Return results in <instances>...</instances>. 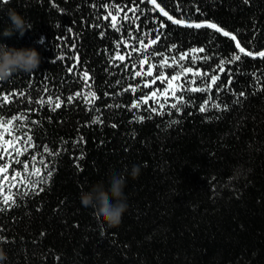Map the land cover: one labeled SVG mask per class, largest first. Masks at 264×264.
<instances>
[{"label": "trees", "instance_id": "16d2710c", "mask_svg": "<svg viewBox=\"0 0 264 264\" xmlns=\"http://www.w3.org/2000/svg\"><path fill=\"white\" fill-rule=\"evenodd\" d=\"M113 3L124 11L117 15ZM157 3L175 19L213 21L245 49L264 50V0ZM137 4L141 11H129ZM154 8L147 0H0V44L35 48L42 58L36 72L0 82V151L6 147L15 157L4 141L31 136L35 147L19 159L29 160L31 172L35 153L39 169L23 183L20 176L12 179V169L21 170L18 164L0 174L4 264H264V59L240 54V61L225 63L221 72L216 67L221 59L239 52L235 41L207 27L173 24ZM9 10L32 24L23 36H4ZM108 11L116 17L115 27L111 17L103 19ZM125 40L128 46L116 47ZM199 48L204 52L198 57L211 59L193 61L189 55L180 63L219 75L210 92L176 91L187 102L178 105L180 111L170 107L176 103L171 90L167 100L157 93L163 115L150 111L153 106L160 111L153 99L130 109L138 98L167 86L156 80L144 87L153 76L133 78L140 60L150 57L143 71L156 65L153 75L171 77L181 69L160 68V61L168 57L172 64L171 57ZM117 51L131 52L132 58L113 60ZM87 84L98 97L94 103L87 102ZM176 84L205 86L192 73L173 88ZM136 85L140 88L132 92L129 86ZM78 92L82 96L68 100ZM206 99L208 110L201 112ZM97 117L102 123H93ZM13 142L23 149V139ZM44 145L59 155L49 156ZM41 153L52 175L33 190L28 181L47 176ZM133 165L141 166L136 179L129 175ZM115 174L125 175L129 207L120 226L109 228L82 206L80 196L101 181L107 190Z\"/></svg>", "mask_w": 264, "mask_h": 264}, {"label": "snow or ice", "instance_id": "6c2138e0", "mask_svg": "<svg viewBox=\"0 0 264 264\" xmlns=\"http://www.w3.org/2000/svg\"><path fill=\"white\" fill-rule=\"evenodd\" d=\"M141 3L144 2V0H140ZM148 3L152 4L155 6L154 9H152L153 11H155L156 9H159V11L167 17V19L169 21H171L173 24H180V25H184L187 27H194V28H202V27H207L209 29H214L216 32H220L222 33L223 36L225 37H230L233 41L236 42V48L239 50L238 53H233L232 56L225 60V59H221L220 63L216 66L217 68L220 69L221 72H224V65L225 63L228 64H232V63H236L237 61L241 60V55L240 54H244L246 56L252 57V58H262L264 59V50H261L259 52H253V51H249L247 49H245L244 47L241 46L240 42L237 40V37L235 34H232L226 30H224L223 28H221L219 25L212 23V22H203V23H190V22H186L183 18L181 19H175L173 16L169 15V13L167 11L164 10V8H162L160 6V4L157 3V0H147ZM132 3L135 4V0H132ZM94 6V5H93ZM102 7L104 8H109V5L105 4L102 5ZM113 8H115V10L117 11V15L120 12L124 11V8L120 7L119 5H116L113 3L112 5ZM124 7H128L127 5H125ZM129 11L135 13L137 11H141V9L139 8V5L137 4L135 7L129 8ZM109 17L112 18V24L110 26L115 27V22H116V17L112 15V11H108V14L106 16L103 17V19L107 20ZM124 19L128 20L130 19L127 15V13H125L124 15ZM133 21L135 19V17L132 18ZM160 27L163 28L165 27V25L161 22ZM117 31H119V29H117ZM120 43H124L126 46L127 45V41H121L118 42L116 44V47L119 48ZM140 44H143V41H139ZM157 43V40L153 39L151 41L152 45H155ZM144 51H147L149 45L144 44ZM175 47V46H173ZM133 51H137L139 52L140 49L139 48H133ZM200 52H204V48H199V49H193L191 50V54L190 53H181L179 54L178 57L173 56L171 57V61L172 64H169V58L168 57H164L159 64L160 68H164V67H172V66H178L181 71L174 73L171 77H168L166 74H164L163 72H158L156 75H153V71L152 68H155L156 65H150L149 66V70L148 71H143L142 66L144 64H147L150 57H144L142 60H140V65H141V70L139 71H135L133 73V78L135 77H139V76H153L152 81H145L144 82V87H150L151 84H155L156 80H160L162 84L166 83V88L161 91L160 89H156L154 90L152 93L150 94H146L145 97H140L138 98L137 101H134L133 104L130 106L131 108H137L139 109L141 107L142 104H147L148 99H153L154 104H159V100L157 98V93H159L161 96L165 97V100H167L168 98V94H169V90H171V95L172 97H174L176 99V103L171 104V108L176 109L177 111H180V108L178 107V105H184L187 102L184 100L183 96L180 97H176V91H193V92H210L212 90V87L215 86L217 84V81L219 80V75L216 74H210V73H201L199 70H193L192 67H185L183 64L180 63V61H184L186 60L189 55H191L192 60L194 61L195 59H204V60H208L211 59V57L209 56H205V57H198L196 54L200 53ZM153 55H158V53H153ZM126 57L128 59L132 58V54L131 52L126 53V54H121L119 51L116 52V54L112 57L113 60L118 59L121 62H124ZM118 66V65H117ZM135 67V65H133ZM127 67V65H126ZM215 71V70H214ZM188 73H192L193 76L196 77H200L202 83L205 85L204 87H196V88H187L184 89L183 84H176L175 88H173V82L174 81H178L180 80L181 77H186ZM205 77L207 79H205ZM82 78L87 81L88 79H90L88 72L85 70L82 73ZM259 82V81H258ZM94 83V81H93ZM117 84H119V81L116 82ZM191 84H195L196 81L193 79L190 81ZM228 83H231V79H229ZM89 88V93H88V97L90 99H88V103H94L95 99H98V97L96 96V93L94 91H91L92 85L91 84H87L86 85ZM227 85H223L221 88H218L217 91H221L223 90V87H226ZM130 90L132 92L137 91L140 88V85H136V86H129ZM264 90V89H262ZM124 91H129V89H125ZM107 95V94H106ZM240 96H243L244 93L241 92L239 93ZM77 96H82V93L78 92L75 94V96H70L68 97L69 101H72L75 97ZM3 99H7V97H3ZM39 103L43 104L45 102L47 103H51V101H38ZM117 107H119L120 105H116ZM60 107V103H56L55 108H59ZM165 105L164 104H159V109L160 111L157 110V108L155 106L150 108V111L152 112H157L158 115H163V109H164ZM213 108L219 109L221 106L219 104H212ZM55 108H53L52 110L55 111ZM225 110H227V106H224ZM208 110V100L206 99L204 101L203 104H201L200 106V111L201 112H205ZM97 111H99V109H97ZM149 119H151V117H148ZM138 119L140 121H142L144 119V117H138ZM179 121H174V123H178ZM93 123H102L100 117H97L95 120H93ZM113 127H115V125H113ZM23 139L24 140V146L23 149L21 150V148H17L15 146V143L13 142L15 141H19ZM83 140V138L81 137V141ZM32 141V137L31 136H27L24 135L22 137H13L12 140H8V141H4V145H8V144H12V151L15 152V157H11V153L8 152V149L5 147L3 149V151H0V161H3L2 164H0V174L3 173H7L8 168L11 167L12 163L18 164L21 167V170L18 172L15 168L12 169V179L15 180L17 176H20V180L21 183H23L25 176H32V175H37L39 174V169L36 168L35 166V159H36V154L35 153H31L30 154V161L33 162V168L32 171L29 172V160H25V161H21L19 159L20 156L25 155L26 153L29 152L30 148H34L35 145L31 142ZM44 151L48 153L49 156H56L59 155V152H53L51 149H49L46 145L42 146ZM6 157H9L8 159H6ZM40 164L43 165L44 167V171L47 173V176H40L35 182L29 180L28 184L29 186H31L33 188V190H35V187L38 186L40 183H45L47 181V179H50L51 175H52V170L49 168V165L45 163L44 159H43V154L41 153V159H40ZM8 177L5 175L3 176V179H7ZM39 191H43V188H40ZM38 194V193H36Z\"/></svg>", "mask_w": 264, "mask_h": 264}, {"label": "clouds", "instance_id": "9594fccd", "mask_svg": "<svg viewBox=\"0 0 264 264\" xmlns=\"http://www.w3.org/2000/svg\"><path fill=\"white\" fill-rule=\"evenodd\" d=\"M8 16L11 25L8 29H5L4 36L10 37L15 32H19L20 36H23L26 31L33 27L23 15L15 10H9ZM43 40L42 37L40 42L43 43ZM41 62V55L35 48L17 49L0 44V82L8 81L16 73H34L39 69ZM140 171V165H133L129 175L136 179ZM125 187L126 178L124 174L112 175L107 190L101 181L92 186L90 191L82 192L80 196L81 204L85 208H92L96 218L109 228L118 227L129 207L124 192ZM7 259L6 251L3 247H0V264H4Z\"/></svg>", "mask_w": 264, "mask_h": 264}, {"label": "rangeland", "instance_id": "374dc122", "mask_svg": "<svg viewBox=\"0 0 264 264\" xmlns=\"http://www.w3.org/2000/svg\"><path fill=\"white\" fill-rule=\"evenodd\" d=\"M149 70V67L148 68H146V71H148ZM152 71H153V68H152Z\"/></svg>", "mask_w": 264, "mask_h": 264}, {"label": "water", "instance_id": "95a60500", "mask_svg": "<svg viewBox=\"0 0 264 264\" xmlns=\"http://www.w3.org/2000/svg\"><path fill=\"white\" fill-rule=\"evenodd\" d=\"M210 22V21H209ZM225 30V29H224Z\"/></svg>", "mask_w": 264, "mask_h": 264}]
</instances>
